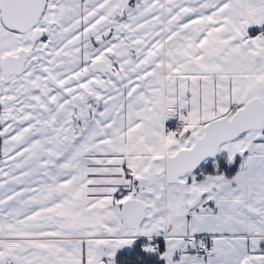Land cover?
<instances>
[{
	"label": "snow or ice",
	"instance_id": "obj_1",
	"mask_svg": "<svg viewBox=\"0 0 264 264\" xmlns=\"http://www.w3.org/2000/svg\"><path fill=\"white\" fill-rule=\"evenodd\" d=\"M0 264H264V0H0Z\"/></svg>",
	"mask_w": 264,
	"mask_h": 264
}]
</instances>
